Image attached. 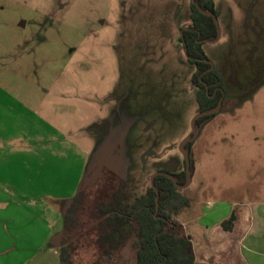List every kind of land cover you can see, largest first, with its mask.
Instances as JSON below:
<instances>
[{
	"label": "rangeland",
	"instance_id": "1",
	"mask_svg": "<svg viewBox=\"0 0 264 264\" xmlns=\"http://www.w3.org/2000/svg\"><path fill=\"white\" fill-rule=\"evenodd\" d=\"M214 2L220 37L203 48L227 94L191 145L179 187L190 205L174 215L183 233L187 212L224 215L222 194L264 185V0ZM191 3L0 0V188L53 230L32 264H63L65 209L81 187L72 264H135L132 239L101 250L94 213L120 180L133 198L156 172L186 169L180 146L200 113L182 40Z\"/></svg>",
	"mask_w": 264,
	"mask_h": 264
},
{
	"label": "trees",
	"instance_id": "2",
	"mask_svg": "<svg viewBox=\"0 0 264 264\" xmlns=\"http://www.w3.org/2000/svg\"><path fill=\"white\" fill-rule=\"evenodd\" d=\"M201 8L211 10L217 17L219 15L214 0H192V23L182 31L188 60L196 66L192 80L197 88L200 112L215 108L227 94L222 74L216 67L211 68L203 48L205 42L202 40H214L217 37V26L213 17L204 14ZM215 115L216 112L203 115L195 121V125L201 127ZM192 143L189 141L185 145L189 153ZM173 175L178 184L186 182V169ZM154 183L160 193L158 209L157 192L152 185L145 193L131 198L125 180L119 181L109 200L97 205L94 217L98 220L97 241L101 250L111 254L132 239L136 252L135 264H209L196 260L191 236L177 229L179 223L174 220V215L180 213L182 206H189L190 200L164 174L157 175ZM84 200L81 187L65 209L64 232L60 243L63 264H72L71 254L75 245L67 235L79 226V211ZM234 219L235 215H232L226 224L232 223Z\"/></svg>",
	"mask_w": 264,
	"mask_h": 264
},
{
	"label": "crops",
	"instance_id": "3",
	"mask_svg": "<svg viewBox=\"0 0 264 264\" xmlns=\"http://www.w3.org/2000/svg\"><path fill=\"white\" fill-rule=\"evenodd\" d=\"M222 195L227 200L224 215L215 217L214 209L197 210L185 212L187 219H180L185 233L192 238L196 260L209 264H264V185L260 192H237V201ZM207 202L214 204L212 200ZM232 215L234 221L226 224ZM52 231L49 221L0 188V264H32L36 256L29 251L44 246ZM17 248L21 253L16 252ZM54 248L57 251L59 247Z\"/></svg>",
	"mask_w": 264,
	"mask_h": 264
},
{
	"label": "water",
	"instance_id": "4",
	"mask_svg": "<svg viewBox=\"0 0 264 264\" xmlns=\"http://www.w3.org/2000/svg\"><path fill=\"white\" fill-rule=\"evenodd\" d=\"M201 11H202L204 14L213 17V19H214V21H215V24H216V26H217V32H218V35H217V37H216L214 40H202V41H204V42H215V41H217V40L219 39V37H220V30H219V23H218L217 15H216L214 12H212L211 10H205V9H202V8H201ZM207 61H209V62L211 63V68H213V67H214V64H213L210 60H207ZM221 105H222V98L220 99L218 105H217L215 108H213V109H211V110H209V111H202V112H200V113L195 117L194 122H193L194 133H193L192 137H191V138H188V139H186V140H184V141L181 143L180 148H181V150H182V152H183V154H184L185 162H186V182H185L184 184H178V183H177V178H176L172 173H170V172H166V171H159V172H156L155 174L152 175V177H151V185L154 187V189H155L156 192H157V198H156V200H157V209L159 208V196H160V193H159V190H158V188L155 186V183H154V179H155V177H156L157 175H159V174H164V175L168 176L169 178H171V179L177 184L178 187H180V188H186V187H188V185H189V183H190V178H191V158H190V153H189L188 150L185 148V145H186L189 141H193V140H195L196 137H197L198 134H199L200 127H197V126L195 125V121H196L199 117H201V116H203V115H206V114H208V113H213V112L218 111V110L220 109Z\"/></svg>",
	"mask_w": 264,
	"mask_h": 264
},
{
	"label": "flooded vegetation",
	"instance_id": "5",
	"mask_svg": "<svg viewBox=\"0 0 264 264\" xmlns=\"http://www.w3.org/2000/svg\"><path fill=\"white\" fill-rule=\"evenodd\" d=\"M223 98H224V97H222V101H223ZM201 127H202V126H201ZM201 127H200V128H201Z\"/></svg>",
	"mask_w": 264,
	"mask_h": 264
}]
</instances>
